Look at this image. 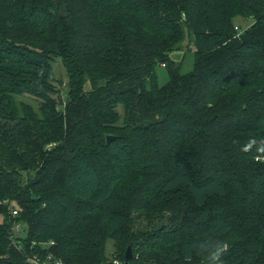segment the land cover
<instances>
[{
	"label": "trees",
	"instance_id": "obj_1",
	"mask_svg": "<svg viewBox=\"0 0 264 264\" xmlns=\"http://www.w3.org/2000/svg\"><path fill=\"white\" fill-rule=\"evenodd\" d=\"M263 154L264 0H0V264H264Z\"/></svg>",
	"mask_w": 264,
	"mask_h": 264
},
{
	"label": "rangeland",
	"instance_id": "obj_2",
	"mask_svg": "<svg viewBox=\"0 0 264 264\" xmlns=\"http://www.w3.org/2000/svg\"><path fill=\"white\" fill-rule=\"evenodd\" d=\"M253 21H254V18L252 15L242 14L236 18L235 24L237 26H239L241 29H245V28L249 27ZM190 40L193 43V37H191ZM193 44L191 45V48H189V49L176 50V51H173L171 54V56L173 58H175L176 60H180V59L184 58V62H183V66H182V70L184 72L191 70L193 67V59H194L193 58L194 57V45ZM156 70L158 73L159 82L161 84L167 82V80L169 79V75H168V71H167L166 66L163 64H158ZM56 76L59 78H62V82H58V84H57L58 87L61 89L65 88L67 76H66L65 68L61 64V62H58L56 65ZM22 99L30 102L33 107H36V108L38 107V101L37 100H35L29 96H24V97H22ZM120 107H121V110H123L122 106H120ZM0 220H1V217H0ZM143 223H146V221L141 222V224H143ZM114 249H115V247H114L113 240H109L108 245H107V253L110 254L111 252L114 251Z\"/></svg>",
	"mask_w": 264,
	"mask_h": 264
},
{
	"label": "built area",
	"instance_id": "obj_3",
	"mask_svg": "<svg viewBox=\"0 0 264 264\" xmlns=\"http://www.w3.org/2000/svg\"><path fill=\"white\" fill-rule=\"evenodd\" d=\"M236 27L239 28V26H236ZM240 33H241V30H239L237 35H240ZM257 158L264 161V154L261 156H258ZM1 203L3 204L8 203V205L10 206L12 204L9 199L0 200V204ZM12 212L13 214H16L18 212V209L12 208ZM23 229H24L23 224L19 222L12 224V227H11L12 241L19 248L22 247L21 239L19 238V235L22 234ZM54 244H55V240L53 239L44 241V245L47 247H51ZM30 264H70V263H67L62 257L56 256L52 251H48L45 257H41L40 255L38 256L37 254L31 257ZM74 264H77V263H74ZM104 264H136V263L113 256ZM202 264H208V263L205 262Z\"/></svg>",
	"mask_w": 264,
	"mask_h": 264
},
{
	"label": "clouds",
	"instance_id": "obj_4",
	"mask_svg": "<svg viewBox=\"0 0 264 264\" xmlns=\"http://www.w3.org/2000/svg\"><path fill=\"white\" fill-rule=\"evenodd\" d=\"M192 247L194 251L205 255L208 264H225L222 257L228 249L226 243L220 241L215 245H211L208 240L201 239L196 241Z\"/></svg>",
	"mask_w": 264,
	"mask_h": 264
},
{
	"label": "water",
	"instance_id": "obj_5",
	"mask_svg": "<svg viewBox=\"0 0 264 264\" xmlns=\"http://www.w3.org/2000/svg\"><path fill=\"white\" fill-rule=\"evenodd\" d=\"M115 137L116 136L114 134H108L107 135V140L111 141V140L115 139ZM160 227H161V224L157 225L155 227V230H158ZM125 255H126L127 258H132L133 257V250H132V247L130 245L128 246V248L126 250V254Z\"/></svg>",
	"mask_w": 264,
	"mask_h": 264
}]
</instances>
